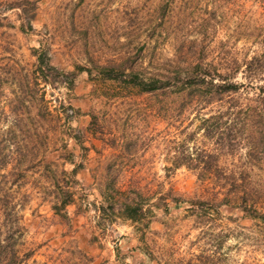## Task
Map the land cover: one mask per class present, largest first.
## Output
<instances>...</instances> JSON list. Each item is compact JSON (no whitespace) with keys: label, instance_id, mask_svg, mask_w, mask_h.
Returning <instances> with one entry per match:
<instances>
[{"label":"rangeland","instance_id":"rangeland-1","mask_svg":"<svg viewBox=\"0 0 264 264\" xmlns=\"http://www.w3.org/2000/svg\"><path fill=\"white\" fill-rule=\"evenodd\" d=\"M33 50L61 73L43 80ZM263 61L264 0H0V204L16 213L21 264H264V140L246 154L258 127L218 160L245 164V197L164 167L189 131L208 147L197 125L224 108L203 103L193 72L242 81L243 104L245 62ZM121 64L168 83L142 91L99 73ZM74 163L81 185L65 176ZM55 180L72 190L65 216L50 208ZM124 199L134 218L106 205ZM5 225L0 211V237Z\"/></svg>","mask_w":264,"mask_h":264},{"label":"trees","instance_id":"trees-1","mask_svg":"<svg viewBox=\"0 0 264 264\" xmlns=\"http://www.w3.org/2000/svg\"><path fill=\"white\" fill-rule=\"evenodd\" d=\"M36 55V69L43 80L48 81L49 76H56L60 74L58 69L53 65L45 63L43 65V58L33 50ZM244 71L253 92L252 96L243 104H236L238 101L237 94L243 86V82L234 80L227 74L215 73V76L208 72H201L196 70L193 72L191 78L186 80L191 81L189 85H201L205 88L203 94L204 102L210 103L212 101L223 102L224 108L219 114H208L201 117L197 128L203 130V135L210 139L208 147H198L194 144L193 136L194 131H189L180 137V140L175 141L171 150L169 158V166L164 167H177L184 166L194 169L196 176L200 179L204 177L209 178L212 182L218 184L219 188L223 187L222 200L227 199L228 195L245 197L247 188L245 187L247 181V170L245 164L243 166H223L219 164L218 160L220 155H230L231 158L237 156V151L241 148L240 136L242 129L246 126L258 127L259 130L254 131V134H249L246 137V154L247 157L252 159V151L261 146V141L264 140V76L261 70L264 69V61L256 63L253 67L250 62H245ZM251 66V67H250ZM83 68L77 66L76 70L68 72L71 77L76 75ZM252 69V70H250ZM261 69V70H260ZM99 73L103 77L112 78L118 81H127L128 76L133 85H137L142 91H153L158 87H163L168 83L166 77H142L136 73L124 71V65H119V68L114 66L100 67ZM72 82V80H71ZM180 82L185 83V81ZM222 125L225 130L217 132V129ZM75 138V136H72ZM191 142V145L188 144ZM80 164L74 163L72 167L66 171L65 176L76 185H81L76 177L77 168ZM56 181V180H55ZM54 188L51 190L52 198L50 208L56 213L65 216L64 206L72 200V190L63 189L57 181L54 182ZM244 192V193H243ZM6 194L4 193V196ZM164 199V195L158 196ZM174 201L176 200L175 198ZM192 201V200H190ZM111 211L115 210L122 216L127 218H134V211H136V204H131L128 200H119L115 203L106 204ZM117 205L118 209L114 208ZM107 207L100 206L98 209L104 211ZM0 211L2 220L5 222V230L3 236L0 237V264H21L25 256L29 252H24L21 256L17 254L14 242L17 240L16 236L19 233V228L16 225V213L13 206H9L7 201L0 204ZM12 218L10 219V217ZM14 217V218H13ZM14 221V222H13ZM15 226V227H13Z\"/></svg>","mask_w":264,"mask_h":264}]
</instances>
